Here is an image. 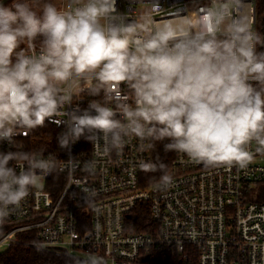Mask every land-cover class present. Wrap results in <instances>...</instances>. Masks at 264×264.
I'll use <instances>...</instances> for the list:
<instances>
[{"label":"clouds","instance_id":"clouds-1","mask_svg":"<svg viewBox=\"0 0 264 264\" xmlns=\"http://www.w3.org/2000/svg\"><path fill=\"white\" fill-rule=\"evenodd\" d=\"M162 12L161 0H147L137 19L117 0L0 2V142L14 144L62 115V149L82 136L97 149L102 140L105 153L122 151L128 137L149 149L166 140L165 151L206 169L247 168L253 142L264 153V34L253 27L255 9L211 0L156 20ZM83 94L103 100L81 107L74 97ZM58 167L74 170L75 159L61 167L34 152H0V225ZM139 167L164 172L157 190L172 185L165 164Z\"/></svg>","mask_w":264,"mask_h":264},{"label":"built area","instance_id":"built-area-1","mask_svg":"<svg viewBox=\"0 0 264 264\" xmlns=\"http://www.w3.org/2000/svg\"><path fill=\"white\" fill-rule=\"evenodd\" d=\"M246 2L254 7L253 0ZM210 3L161 0L163 12L155 19ZM146 4L147 0H117L118 9L130 19H137ZM122 88L128 93L126 86ZM90 100L102 101L103 96L74 97L81 107ZM65 119L58 115L48 122L65 130ZM31 135L32 130L14 137V144L0 142V152L27 151L25 140ZM147 145L128 137L122 151L105 153L102 140L97 149L82 136L70 150L58 144L35 151L45 159L54 157L61 167L71 156L74 170L58 167L10 208L0 225V254L22 244L65 257L67 264H85L90 256L102 257L106 264H160L176 254L194 257L197 264H264V153L256 152L255 142L254 159L244 169H206L174 152L167 171L173 183L166 190L154 188L160 177L147 180L148 172L139 167L141 161L155 163ZM144 204L150 228L134 231V211Z\"/></svg>","mask_w":264,"mask_h":264},{"label":"trees","instance_id":"trees-1","mask_svg":"<svg viewBox=\"0 0 264 264\" xmlns=\"http://www.w3.org/2000/svg\"><path fill=\"white\" fill-rule=\"evenodd\" d=\"M255 6V30L264 34V0H253ZM264 51V48L260 49ZM63 128H59L52 123L46 121L45 126L37 127L32 130V135L25 140V148L29 152L48 151L58 145V136L63 132ZM168 141H156L152 148L155 163H163L166 165L167 172L174 151H165L164 144ZM164 174L162 171L148 172L147 180L156 179ZM135 215L132 220V230L148 231L151 225L149 209L147 205L139 207L134 211ZM169 262H160V264H197L194 257L184 259L181 255L176 254L172 258H167ZM67 258L57 256L51 252L38 250L30 246L22 244H14L6 251L0 254V264H67Z\"/></svg>","mask_w":264,"mask_h":264},{"label":"rangeland","instance_id":"rangeland-1","mask_svg":"<svg viewBox=\"0 0 264 264\" xmlns=\"http://www.w3.org/2000/svg\"><path fill=\"white\" fill-rule=\"evenodd\" d=\"M9 2H10V0H8L5 4H7ZM53 2H55L58 5V7H63L64 4L66 3V0H53ZM254 28H255V25H254Z\"/></svg>","mask_w":264,"mask_h":264},{"label":"water","instance_id":"water-1","mask_svg":"<svg viewBox=\"0 0 264 264\" xmlns=\"http://www.w3.org/2000/svg\"><path fill=\"white\" fill-rule=\"evenodd\" d=\"M8 0H0V2L6 3ZM255 9V6L253 7ZM255 24V23H254Z\"/></svg>","mask_w":264,"mask_h":264}]
</instances>
